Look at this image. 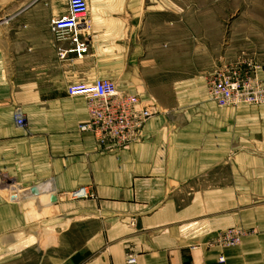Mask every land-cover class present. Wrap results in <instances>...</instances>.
Masks as SVG:
<instances>
[{
  "label": "crops",
  "instance_id": "1",
  "mask_svg": "<svg viewBox=\"0 0 264 264\" xmlns=\"http://www.w3.org/2000/svg\"><path fill=\"white\" fill-rule=\"evenodd\" d=\"M85 2L89 52L60 61L70 43L50 25L69 0H0V264H264V106L218 107L205 74L185 76L212 64L186 69L177 1ZM107 80L158 110L116 151L80 132L86 101L66 94ZM35 186L50 196L16 202ZM53 196L64 203L37 218ZM232 230L239 245L218 243Z\"/></svg>",
  "mask_w": 264,
  "mask_h": 264
},
{
  "label": "built area",
  "instance_id": "2",
  "mask_svg": "<svg viewBox=\"0 0 264 264\" xmlns=\"http://www.w3.org/2000/svg\"><path fill=\"white\" fill-rule=\"evenodd\" d=\"M68 6L69 14L53 19L50 25L58 45L70 43L66 51L57 48L60 61L65 60L69 54L82 59L89 52L87 41L79 36L82 31L90 33L88 5L85 0H69ZM208 93L210 101L221 108L264 105V79L242 76L236 72L227 76L221 74L211 80ZM66 94L86 101L89 120L80 125V132L91 134L97 146L104 150L116 151L136 143L146 123L158 113L154 103L119 92L110 80L92 84L78 83L69 86ZM15 126H25L24 115L19 111L15 115ZM242 237L243 233L232 230L219 234L218 243L232 247L239 245ZM126 261L128 264H136L131 256Z\"/></svg>",
  "mask_w": 264,
  "mask_h": 264
},
{
  "label": "rangeland",
  "instance_id": "3",
  "mask_svg": "<svg viewBox=\"0 0 264 264\" xmlns=\"http://www.w3.org/2000/svg\"><path fill=\"white\" fill-rule=\"evenodd\" d=\"M175 1L181 4L180 10L176 11L181 19V24L177 27L183 36L182 48L186 69H192L190 64L198 63L205 68L208 58V62L212 64L211 71L207 73L190 71L185 73L186 77L205 74L207 88L211 80L221 74L227 76L236 72L242 76L264 79V0ZM259 106L244 105L239 108ZM11 184L5 180L2 189H7ZM27 191L20 188L16 202L24 200L28 195ZM53 197L33 202L35 205L39 204L34 214L37 218L43 220L50 218L53 207L64 203L62 199L59 201L56 196ZM86 197V194L80 195L81 199ZM47 231L48 226L36 228L42 240ZM42 245L44 246V243Z\"/></svg>",
  "mask_w": 264,
  "mask_h": 264
},
{
  "label": "water",
  "instance_id": "4",
  "mask_svg": "<svg viewBox=\"0 0 264 264\" xmlns=\"http://www.w3.org/2000/svg\"><path fill=\"white\" fill-rule=\"evenodd\" d=\"M28 197L30 198H39L43 196H50V192L44 186H35L34 188L29 189Z\"/></svg>",
  "mask_w": 264,
  "mask_h": 264
},
{
  "label": "bare ground",
  "instance_id": "5",
  "mask_svg": "<svg viewBox=\"0 0 264 264\" xmlns=\"http://www.w3.org/2000/svg\"><path fill=\"white\" fill-rule=\"evenodd\" d=\"M18 198H19V196H18Z\"/></svg>",
  "mask_w": 264,
  "mask_h": 264
}]
</instances>
